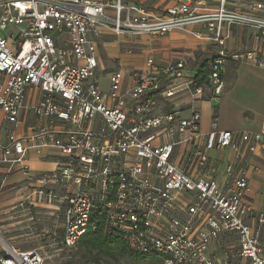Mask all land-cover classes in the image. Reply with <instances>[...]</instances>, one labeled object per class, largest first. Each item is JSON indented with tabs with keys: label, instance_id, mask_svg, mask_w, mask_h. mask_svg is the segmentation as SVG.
I'll list each match as a JSON object with an SVG mask.
<instances>
[{
	"label": "built area",
	"instance_id": "built-area-1",
	"mask_svg": "<svg viewBox=\"0 0 264 264\" xmlns=\"http://www.w3.org/2000/svg\"><path fill=\"white\" fill-rule=\"evenodd\" d=\"M144 1L0 0V165L21 172L33 208L59 217L65 247L100 217L107 233L161 264H264V211L248 198L264 128L220 129L214 117L203 131L201 113L183 116L175 103L203 98L204 88L217 99L229 61L259 63L258 49L225 44L233 26L264 44V0ZM187 29L217 47L204 84L187 59L156 60L150 50L101 88L99 46ZM225 149L230 159L210 156ZM30 153L50 168L34 172ZM230 238L236 244L223 246ZM3 250L0 264L43 263L37 250Z\"/></svg>",
	"mask_w": 264,
	"mask_h": 264
},
{
	"label": "crops",
	"instance_id": "crops-1",
	"mask_svg": "<svg viewBox=\"0 0 264 264\" xmlns=\"http://www.w3.org/2000/svg\"><path fill=\"white\" fill-rule=\"evenodd\" d=\"M230 37L226 41L225 48L229 51H250L254 49H258L257 53L259 56L258 62L253 65H257L262 71V81L260 86H256L254 83H251L248 87L250 93L253 91L257 93L259 98L262 99V107L257 109L254 104H251L250 108L244 112L242 116V120L240 121V128L231 129L226 127H220L218 121V107L219 103L222 101L223 96L230 93L231 89L234 88L237 78L238 67L240 64L244 62L238 61H229L227 63L225 73H224V81L225 85L223 87V91L218 96L217 99H213L208 96L207 93L204 94L203 98H199L193 93H185L178 97L175 103L180 104L179 108L181 109V113L183 116H189V111L191 107L196 108L199 113H201V128L203 131L208 130L209 123L212 118L217 119V126L218 128L227 129V130H260L264 128V44H262L254 34V31L251 28H241L238 26H233L230 30ZM190 35L194 39V43L185 46L182 44V41L186 40ZM166 40V44H163L157 49L152 51L155 53L157 52H165L162 56L155 58L156 60H172L175 58H185L189 63L190 69L193 71H198V66L204 56L206 59H210L215 52L217 51V47L213 42H209L207 40H198L195 35H193L192 30L187 29L185 30H173L171 33L164 35L161 37ZM133 39V38H131ZM122 46L119 44L118 41H113L108 44L105 49V52H102V45L99 46V54L101 56V67L103 69L113 70L119 64L123 66H128L127 70L130 71V67L133 65L132 59L130 58V54L124 53V48L121 50ZM172 48H181L182 51H173ZM172 50V51H171ZM150 51V50H149ZM153 53V55H154ZM155 57V55H154ZM117 61V63H113ZM194 74V73H193ZM130 82L129 75L126 74L124 80V89L127 88ZM161 99H157L160 103ZM19 129H16V132H19ZM231 151L228 149L222 150V152L211 151L210 156H220L223 159H230L231 158ZM219 157V158H220ZM26 164L33 170L40 171L39 173L47 170L50 168V165L41 157V154L38 153H30L26 160ZM218 160L216 161V164ZM262 161L259 158H255L252 162V166L256 168V170L250 171L249 175V191H248V198L253 204V207L256 211H263L264 209V167L262 166ZM33 166V168H32ZM8 167L0 165V216L4 215V217H0V223L6 220V213H8L7 205L11 203L12 199H20L14 196H11L7 190H4L6 186L20 183L21 179L24 177L22 176L21 172L19 171H11ZM36 172V171H34ZM27 183V181H24ZM30 207H32L29 204ZM12 208V207H11ZM9 208V209H11ZM32 209H35L32 207ZM45 209V208H37L33 211L37 213V210ZM32 218V217H31ZM28 219V218H26ZM9 224H0V231L2 232V228L6 227ZM7 228V227H6ZM7 239H11V237H7Z\"/></svg>",
	"mask_w": 264,
	"mask_h": 264
},
{
	"label": "rangeland",
	"instance_id": "rangeland-1",
	"mask_svg": "<svg viewBox=\"0 0 264 264\" xmlns=\"http://www.w3.org/2000/svg\"><path fill=\"white\" fill-rule=\"evenodd\" d=\"M145 4H149L150 0H145ZM189 36L186 40L182 41V44L185 46L194 43L192 36ZM131 36L121 37L119 39V44L122 46L121 50L126 47L131 48L132 53L130 58L132 59L133 65L130 67V72L134 70V67H139L145 60L147 51L155 50L157 47L166 44V40L158 37L151 38L145 35L135 36L133 39ZM134 40L136 44L127 43L125 40ZM125 41V42H124ZM173 51H182L181 48H172ZM171 50V51H172ZM165 52H155V58L160 57ZM206 56H204L203 59ZM202 59V60H203ZM113 63H117L114 61ZM128 66H123L122 68L127 71ZM111 69V68H110ZM106 67V70L99 69V84L101 88L106 90L108 88V74L111 70ZM128 72V71H127ZM262 71L257 65L251 63H242L238 67L236 83L230 93L223 96L222 101L219 103L218 107V121L220 127H226L231 129L240 128V121L244 112L248 110L251 104L257 109L262 107V99L259 98L257 93L253 91L250 93L248 87L251 83H254L256 86H260L262 79ZM204 84L203 81H201ZM204 91L207 93V88H204ZM165 101L160 100V104H163ZM159 104V102H158ZM264 167V163H262ZM33 168V166H32ZM36 169V168H33ZM37 171V170H35ZM40 171H38L39 173ZM28 187L24 181L20 183L8 185L4 190L10 193L11 196H18L12 199L11 203L7 205L8 213H6V220L0 224H9L6 227L2 228L0 231V238L4 240L5 243L14 246L16 249L23 251V249L28 250H37L43 257L42 264H95L92 260L93 257L84 253L83 247L78 246H69L65 247L59 240L62 234V227L60 226L59 217L54 214L52 215L46 209L37 210L29 206L27 200H24L25 195L28 194ZM12 207V208H11ZM11 208V209H9ZM264 211V209H262ZM4 217V215L0 216ZM32 217V218H31ZM28 218V219H26ZM262 239L264 242V226L261 231ZM11 237V239H7ZM236 244V239H224L222 241L223 246L225 244ZM3 243L0 242V256L3 254ZM99 264H161L155 258H152L147 261L136 260L134 258L124 257L119 261L107 263L105 260H101Z\"/></svg>",
	"mask_w": 264,
	"mask_h": 264
},
{
	"label": "trees",
	"instance_id": "trees-1",
	"mask_svg": "<svg viewBox=\"0 0 264 264\" xmlns=\"http://www.w3.org/2000/svg\"><path fill=\"white\" fill-rule=\"evenodd\" d=\"M207 62L208 59H203L196 65L198 66V77L200 82L204 81V78L208 73ZM90 225V228L77 240L76 246L81 245L84 253L93 257L92 261L95 264L101 263L102 259L107 263H112L119 261L124 257L142 261L155 258L161 263V259L157 256L151 254H141L130 248L124 239L117 236L114 237L113 235L107 233L102 218L93 217L90 220ZM92 227H94V229Z\"/></svg>",
	"mask_w": 264,
	"mask_h": 264
},
{
	"label": "bare ground",
	"instance_id": "bare-ground-1",
	"mask_svg": "<svg viewBox=\"0 0 264 264\" xmlns=\"http://www.w3.org/2000/svg\"><path fill=\"white\" fill-rule=\"evenodd\" d=\"M0 241H1V243H3V245H4L5 247H7V246H8V244H7V243H5V242H4V240H2L1 238H0Z\"/></svg>",
	"mask_w": 264,
	"mask_h": 264
}]
</instances>
